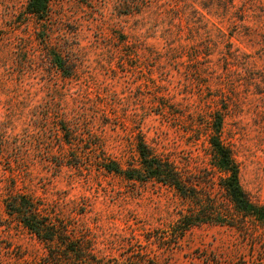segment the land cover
Masks as SVG:
<instances>
[{
  "label": "rangeland",
  "instance_id": "obj_1",
  "mask_svg": "<svg viewBox=\"0 0 264 264\" xmlns=\"http://www.w3.org/2000/svg\"><path fill=\"white\" fill-rule=\"evenodd\" d=\"M232 1L226 13L216 0H50L37 16L30 0H0V264L47 253L7 213L11 193L89 234L108 264H139L144 252L150 264H264L254 223L251 234L195 226L171 246L183 199L101 163L137 166L142 137L197 174L221 111L242 186L264 205V0ZM192 6L209 29L190 21ZM58 53L71 75L55 66Z\"/></svg>",
  "mask_w": 264,
  "mask_h": 264
},
{
  "label": "trees",
  "instance_id": "obj_2",
  "mask_svg": "<svg viewBox=\"0 0 264 264\" xmlns=\"http://www.w3.org/2000/svg\"><path fill=\"white\" fill-rule=\"evenodd\" d=\"M49 2L50 0H30L29 13L41 16ZM232 2L216 0L218 7L225 9L226 13ZM192 8L190 21L198 23L200 17L203 18L204 15L194 6ZM168 12L170 9L161 10L156 19L165 18ZM199 24H202L198 27L200 30L209 29L203 21ZM229 58L234 56L227 55L226 59ZM51 59L63 74L71 75L69 70L72 67H69L67 60L59 53L51 56ZM223 128L224 116L221 111H217L209 135V167L197 174L188 167L179 165L172 157L157 154L142 137L136 142L137 166L131 164L124 168L117 161L101 159L102 167L110 172L120 173L132 180L162 183L173 188L183 199L186 209L180 213V217L165 236L169 238L171 246L177 244L193 227L205 224L236 227L247 233H252L254 229L250 227L252 223L258 229L264 228V205L255 203L242 186L240 166L234 158L232 149L223 141ZM215 186L220 194L211 191ZM4 204L7 213L17 218L24 228L45 245L47 253L37 264H108L107 260L105 261L108 255L96 254L97 245L93 237L86 233L78 234L73 224L58 219L43 203L27 194L11 193L5 198ZM258 234L252 235L260 236ZM149 258L150 255L144 252L134 261L139 264H150ZM114 260L112 264L121 262V258ZM212 262L219 264L207 259V264Z\"/></svg>",
  "mask_w": 264,
  "mask_h": 264
}]
</instances>
